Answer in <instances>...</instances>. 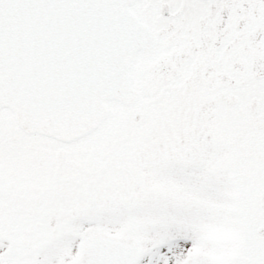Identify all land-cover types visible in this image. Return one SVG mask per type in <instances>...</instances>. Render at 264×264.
I'll use <instances>...</instances> for the list:
<instances>
[{"label": "snow or ice", "instance_id": "6c2138e0", "mask_svg": "<svg viewBox=\"0 0 264 264\" xmlns=\"http://www.w3.org/2000/svg\"><path fill=\"white\" fill-rule=\"evenodd\" d=\"M0 264H264V0H0Z\"/></svg>", "mask_w": 264, "mask_h": 264}]
</instances>
